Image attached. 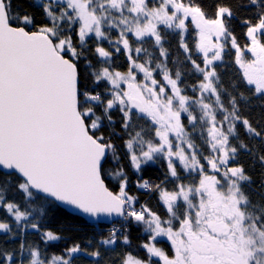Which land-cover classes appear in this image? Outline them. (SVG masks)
Wrapping results in <instances>:
<instances>
[{
  "label": "snow or ice",
  "instance_id": "snow-or-ice-1",
  "mask_svg": "<svg viewBox=\"0 0 264 264\" xmlns=\"http://www.w3.org/2000/svg\"><path fill=\"white\" fill-rule=\"evenodd\" d=\"M0 264H264V0H0Z\"/></svg>",
  "mask_w": 264,
  "mask_h": 264
},
{
  "label": "trees",
  "instance_id": "trees-1",
  "mask_svg": "<svg viewBox=\"0 0 264 264\" xmlns=\"http://www.w3.org/2000/svg\"><path fill=\"white\" fill-rule=\"evenodd\" d=\"M206 2H211V0H206ZM241 32V29H237V35L239 36ZM191 30L189 31V33L187 34V36L191 37ZM174 43V41H173ZM229 75H231V72L228 73ZM160 175V172L158 171L157 169V166H152L151 168L148 169V171L145 173V177L146 178H151V179H155L157 176ZM147 201V197H142L141 198V202H145ZM153 207H155V201L152 200V201H148ZM90 224H93V223H90ZM105 225V228L108 226V224H104ZM93 229H89V231H92ZM132 244H131V247L129 248L130 251H133L134 253L137 252V251H142V250H138L137 249V245L139 243V232L134 230L132 232ZM159 247H163L165 248V250H168L170 248V245L167 243L166 240H161V242L158 244ZM120 247L117 246V251H120Z\"/></svg>",
  "mask_w": 264,
  "mask_h": 264
},
{
  "label": "rangeland",
  "instance_id": "rangeland-1",
  "mask_svg": "<svg viewBox=\"0 0 264 264\" xmlns=\"http://www.w3.org/2000/svg\"><path fill=\"white\" fill-rule=\"evenodd\" d=\"M190 30H191V29H190ZM190 36H191V37L187 36V39H188L189 43H191V41H192V37H193L192 30H191V35H190Z\"/></svg>",
  "mask_w": 264,
  "mask_h": 264
},
{
  "label": "water",
  "instance_id": "water-1",
  "mask_svg": "<svg viewBox=\"0 0 264 264\" xmlns=\"http://www.w3.org/2000/svg\"><path fill=\"white\" fill-rule=\"evenodd\" d=\"M89 223H93V224H94L95 222H93V221H89ZM103 223H104V224H108V222H107V219H106V218L104 219Z\"/></svg>",
  "mask_w": 264,
  "mask_h": 264
}]
</instances>
